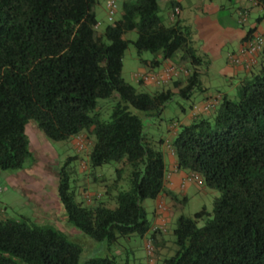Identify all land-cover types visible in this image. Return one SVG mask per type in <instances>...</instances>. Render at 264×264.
I'll return each mask as SVG.
<instances>
[{
    "label": "trees",
    "instance_id": "16d2710c",
    "mask_svg": "<svg viewBox=\"0 0 264 264\" xmlns=\"http://www.w3.org/2000/svg\"><path fill=\"white\" fill-rule=\"evenodd\" d=\"M252 1L264 5V0ZM96 3L0 0V169L25 167L32 156L27 135L32 120L50 140L81 139L87 176L105 164L119 165L114 178L95 176L104 191L88 195V183L77 182V157L67 158L56 194L63 220L78 234L0 219V264H80L81 233L104 247V254L82 264H138L135 258L120 259L118 251L125 250L121 239L147 234L146 241L152 239L154 245L147 255L150 261L157 256L155 264H264V59L258 61L264 44L248 67L246 54H235L242 57L246 74L238 78V96L231 98L225 91L208 90L205 53L196 32L178 17L177 2L167 17L160 0H118L103 31ZM248 14L240 11L241 24ZM130 31L137 32L136 40L126 37ZM255 31L248 30L241 48L263 38ZM130 44L139 54L154 55L142 59L151 70L166 63L164 68L174 66L179 74L158 84L139 73L159 71H141L136 74L140 84L164 88L140 91L122 75ZM230 56L232 64H239ZM205 92L211 93L200 102L193 100L189 110L180 104L184 115L192 112L190 121L170 120L168 136L148 131L151 118L160 116L174 98L195 99ZM207 100L216 103L194 111ZM165 149L176 157L178 169L202 176L219 191L212 213L202 208L177 219L169 251L168 220L152 225L143 206L147 198L174 197L167 188ZM79 192L87 196V204L77 200Z\"/></svg>",
    "mask_w": 264,
    "mask_h": 264
},
{
    "label": "rangeland",
    "instance_id": "374dc122",
    "mask_svg": "<svg viewBox=\"0 0 264 264\" xmlns=\"http://www.w3.org/2000/svg\"><path fill=\"white\" fill-rule=\"evenodd\" d=\"M187 1L194 9L191 13L186 12L184 17H187L186 14H188L192 29L194 31L196 30V32L197 25L195 18H193L195 17L194 13L202 15L203 10L211 11L214 7L220 6L226 9V13H224L225 19L230 21L231 19H237V10L242 5L240 0ZM246 3L250 8L253 6V2L250 0H246L245 4ZM160 4L162 6V14L166 16L169 11L167 1L160 0ZM94 10L99 21V29L103 31L106 26L110 24L106 0H97ZM219 14L220 13L216 11V16ZM259 16H264V9L258 7L249 12L246 24L248 25L249 23L255 22ZM261 35L263 36V34ZM126 37L131 40H136L138 34L136 31H130L126 34ZM199 46L201 47L200 44ZM228 51H233V47L229 44L222 48L220 57L210 60L205 56L206 62L203 69L206 71L207 76H209L205 79V82H210V87H208L210 91H225L229 93L231 98H236L238 96V78L232 79L230 76H225L222 73L223 69L227 67ZM214 53L213 50L208 51L211 57H214ZM153 58L154 55L151 52L144 51L139 54L137 48L133 44H130L123 57V78L136 86L140 91L155 93L163 89L164 85L152 83L140 84L136 78L137 73L151 70V68L144 65L142 59L150 60ZM210 62H212V64H209ZM162 69H164V66L161 65L152 68L151 71L157 72ZM193 100L195 99H184L182 97L174 98L168 103L160 116L151 118L150 123H148V131L158 137L161 135L168 136V122L178 117L181 119L186 117L181 110L180 104L184 105L187 110H189ZM27 135L32 156L26 161L25 167L23 169L9 171L0 169V219H15L27 221L29 223L47 224L57 229L60 227V229L65 230L68 235L70 234L72 237H75L78 232L75 230L72 231L71 227L63 220V213H65L64 208L56 194L62 166L65 164L67 158L76 156L78 160L74 162V164H77L79 172V175H76V177L79 178L77 182L80 185L87 182V194L94 195L96 193H102L105 188L104 184L95 182L94 177L102 175L108 178H114L116 176V168H118L119 165L115 162L105 164L98 167L92 174L88 173L89 176H87V174H85L87 171L86 161L85 159H81L85 156L86 151L81 149L83 144L79 137L65 141L50 140L33 120L27 125ZM83 174L84 176H82ZM189 184L193 185L189 186L186 190H177L173 195L174 197L166 196L162 202L164 208H168L173 214L172 220L167 224L169 231L166 236L167 239L171 240L168 251L171 246L174 248L172 241V239L174 240L173 229L176 226L177 219L182 215L191 217L202 208H206L208 212L212 213L214 200L219 195L217 189L206 185L205 179L202 176H200L198 180L195 179L187 183L185 186ZM87 186H85V188ZM77 200L83 201L84 204L88 203L87 196L85 194L82 195V193L80 194V192L77 195ZM159 205L160 203L158 204V201L155 199L147 198L143 201V206L147 211L148 218L152 225L156 224V211L157 209H161ZM202 223H204V221ZM65 225L68 227H65ZM81 234L82 235L79 236V241L77 240L84 249L80 264L91 256L99 253L104 254V251H102L104 248L103 243L83 233ZM147 237L148 234L144 237L132 235L128 238H122L121 243H123L125 250L118 251L115 249L114 251H118V253L121 252L120 259L123 261H131L135 258L138 259V264H155L157 256H155L153 261H150V257L148 258L147 255L148 253L145 247Z\"/></svg>",
    "mask_w": 264,
    "mask_h": 264
},
{
    "label": "crops",
    "instance_id": "0c3cea01",
    "mask_svg": "<svg viewBox=\"0 0 264 264\" xmlns=\"http://www.w3.org/2000/svg\"><path fill=\"white\" fill-rule=\"evenodd\" d=\"M164 1V0H163ZM169 6V11L167 12V17H171L172 14V2L178 3V17L184 21L186 24L190 25L191 20L188 19L189 16L186 14L187 17H184V14L193 12L194 7L188 3L187 0H166ZM241 6L237 10V19L234 20H226L225 14L226 9L224 7H214L213 10H203L202 15H198L197 13H194L196 25H197V32L195 38L199 40V44L201 45V51L205 53V56L209 58L210 60L213 58L220 57V52L222 51V48L225 47L227 44L231 45L233 47V51H228L227 55V67L223 69L222 73L225 76H230L232 79L240 78L243 76V74H246V70L242 64H232L229 61V56L231 54H239L241 47L245 44V38L248 34V30L250 28H256L255 33L263 34L264 36V16H259L255 22L246 24H241L239 20V13L241 10L247 9L249 12L255 10L256 8L264 9V5H256L255 2L253 6L250 8L248 7L247 3L245 4L246 0H240ZM252 1V0H250ZM253 2V1H252ZM254 7V8H253ZM216 11L220 13L216 16ZM212 14V16H211ZM213 50L215 52L213 55L214 57H211L208 54V51ZM245 59H248L249 56H244ZM262 59H264V51L260 53L258 61L260 62ZM209 64H212L210 62ZM166 63L163 65L165 66ZM211 66V65H210ZM207 88L210 87V82H206ZM209 90V88H208ZM211 92H205L201 93L197 96H195V103L200 102L205 99V97L208 96ZM204 115V114H202ZM193 118L192 112H189L186 114V117L184 118V121H190ZM166 150V160H167V172L169 174V178L167 181V188L170 190L171 194H174L177 190L183 189L181 187L182 182L184 178L188 175L187 171L181 170L177 168V162L176 157L172 154V152ZM193 184H189L184 188L185 190ZM167 194H165L161 198H157L155 200L158 201V204L163 202ZM156 224H159L162 222L163 217H165L168 222L172 220L173 214L172 212L167 208L165 209H157L156 211ZM163 237L158 235V242L163 241ZM165 238V237H164Z\"/></svg>",
    "mask_w": 264,
    "mask_h": 264
},
{
    "label": "built area",
    "instance_id": "2783aa9c",
    "mask_svg": "<svg viewBox=\"0 0 264 264\" xmlns=\"http://www.w3.org/2000/svg\"><path fill=\"white\" fill-rule=\"evenodd\" d=\"M117 2L118 0H108L107 1V7H108V12H109V18L112 19L115 11L117 10ZM179 10L176 9V12H178ZM263 44H264V39L260 36L256 37L254 40H251L250 42L247 43V45L243 48H241L240 53L241 55H248L249 58L247 59V67L250 65V63L254 62V55L256 53H258L259 51L262 50L263 48ZM230 59L232 60V62L235 63H241L242 62V57L241 56H237V55H231ZM179 74V70H177V68H175L174 66H166L162 71H159L157 73H152V74H146V73H139V76H141L142 78H145L147 81L149 82H155V83H167L169 80H171L174 76ZM216 101L213 100H207L204 103H200L195 105L194 107V111H198V110H209L211 107H213L215 105ZM199 175L197 174H191L189 176H186L184 178L183 181V187L189 183L192 182L195 179H198ZM160 208L161 209H165L163 204L160 203ZM161 228L163 230H166L165 228V224H163V226H161ZM146 247V251L149 255H152L154 252V245H153V240L152 239H148L146 241L145 244Z\"/></svg>",
    "mask_w": 264,
    "mask_h": 264
}]
</instances>
